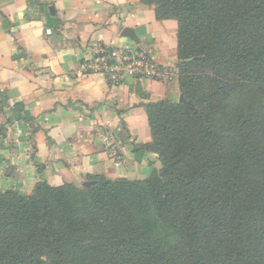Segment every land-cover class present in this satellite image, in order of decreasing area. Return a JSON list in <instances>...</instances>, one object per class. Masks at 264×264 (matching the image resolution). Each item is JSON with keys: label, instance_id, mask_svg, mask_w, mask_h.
I'll use <instances>...</instances> for the list:
<instances>
[{"label": "trees", "instance_id": "obj_1", "mask_svg": "<svg viewBox=\"0 0 264 264\" xmlns=\"http://www.w3.org/2000/svg\"><path fill=\"white\" fill-rule=\"evenodd\" d=\"M140 3L177 23L194 106L145 107L152 141L135 151L162 169L0 191V264H264V0Z\"/></svg>", "mask_w": 264, "mask_h": 264}, {"label": "crops", "instance_id": "obj_2", "mask_svg": "<svg viewBox=\"0 0 264 264\" xmlns=\"http://www.w3.org/2000/svg\"><path fill=\"white\" fill-rule=\"evenodd\" d=\"M35 1L0 0V191L79 186L94 175L147 178L156 155L135 151L152 141L145 107L181 95L177 23L157 21L140 0ZM99 48L145 52L162 72L126 73L112 86L85 67ZM14 104L30 121L7 122ZM107 133L118 160L108 157Z\"/></svg>", "mask_w": 264, "mask_h": 264}, {"label": "built area", "instance_id": "obj_3", "mask_svg": "<svg viewBox=\"0 0 264 264\" xmlns=\"http://www.w3.org/2000/svg\"><path fill=\"white\" fill-rule=\"evenodd\" d=\"M85 67L106 75L112 86H119L126 73L157 77L162 72L155 64L150 62L145 52L127 53L109 51L104 48H99L93 60ZM104 142L108 157L112 160L120 159L119 147L109 133L104 135Z\"/></svg>", "mask_w": 264, "mask_h": 264}, {"label": "water", "instance_id": "obj_4", "mask_svg": "<svg viewBox=\"0 0 264 264\" xmlns=\"http://www.w3.org/2000/svg\"><path fill=\"white\" fill-rule=\"evenodd\" d=\"M48 11L51 15L54 14L53 8L49 7ZM123 37H128V38H133L134 34L132 30H129L127 28H124L121 34ZM182 64V63H181ZM178 103L186 105L188 107L194 108L193 104L191 102H188L184 99L183 95H180L178 98ZM154 168L157 172H159L162 169V165L159 161H157L154 165ZM83 187L89 186L90 183L89 182H84L81 184Z\"/></svg>", "mask_w": 264, "mask_h": 264}, {"label": "rangeland", "instance_id": "obj_5", "mask_svg": "<svg viewBox=\"0 0 264 264\" xmlns=\"http://www.w3.org/2000/svg\"><path fill=\"white\" fill-rule=\"evenodd\" d=\"M156 155V154H155ZM156 159H157V155H156V157H155ZM157 162V161H156ZM154 160H152V162H151V171H152V169L154 168V165H155V163H156ZM18 192V191H17ZM21 194V193H20ZM21 195H27V194H21Z\"/></svg>", "mask_w": 264, "mask_h": 264}]
</instances>
